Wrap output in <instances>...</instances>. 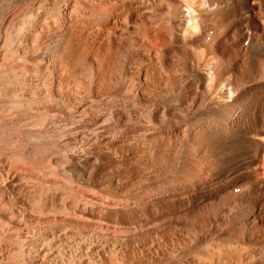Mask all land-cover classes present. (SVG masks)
I'll use <instances>...</instances> for the list:
<instances>
[{
	"label": "bare ground",
	"instance_id": "1",
	"mask_svg": "<svg viewBox=\"0 0 264 264\" xmlns=\"http://www.w3.org/2000/svg\"><path fill=\"white\" fill-rule=\"evenodd\" d=\"M0 264H264V0H0Z\"/></svg>",
	"mask_w": 264,
	"mask_h": 264
}]
</instances>
